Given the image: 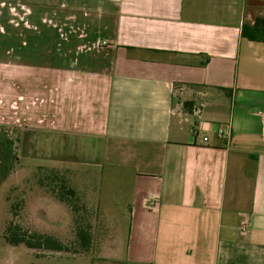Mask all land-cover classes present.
Returning <instances> with one entry per match:
<instances>
[{
  "label": "crops",
  "instance_id": "obj_1",
  "mask_svg": "<svg viewBox=\"0 0 264 264\" xmlns=\"http://www.w3.org/2000/svg\"><path fill=\"white\" fill-rule=\"evenodd\" d=\"M256 3L0 0L7 154L15 139L27 171L108 166L131 186L95 248L18 245L7 264H264V41L242 35Z\"/></svg>",
  "mask_w": 264,
  "mask_h": 264
},
{
  "label": "rangeland",
  "instance_id": "obj_2",
  "mask_svg": "<svg viewBox=\"0 0 264 264\" xmlns=\"http://www.w3.org/2000/svg\"><path fill=\"white\" fill-rule=\"evenodd\" d=\"M261 4H264V0H257L256 5L259 8L262 7ZM12 145L10 146L12 151L8 155L7 147L4 148L0 142V264H7L10 253H30L25 250L26 248L8 244L5 240L4 232L10 221L20 224L29 231L53 234L70 249L62 253L74 254L78 245L71 208L66 203H62L61 219L57 216V209L51 208V216H48V211L44 210L45 206L53 207L59 200L48 188L52 183L49 177L52 175L51 171L41 166L55 167L39 165L28 171L27 168H21V162L13 159L14 152L18 151L15 139ZM17 169L19 171L13 177ZM60 170L67 178L69 185L77 191L76 199L80 208L76 214L77 218L82 223H92L95 248L100 243L102 235L110 233L114 217L121 210H126L131 190L129 177L124 171L108 166L99 167V169L64 167ZM43 180L47 183L45 186H43ZM16 204L19 205L17 209L13 206ZM19 245L27 247L24 244ZM45 251L44 248L37 250L39 253H45Z\"/></svg>",
  "mask_w": 264,
  "mask_h": 264
},
{
  "label": "trees",
  "instance_id": "obj_3",
  "mask_svg": "<svg viewBox=\"0 0 264 264\" xmlns=\"http://www.w3.org/2000/svg\"><path fill=\"white\" fill-rule=\"evenodd\" d=\"M242 35L250 40L264 41V16H256L253 23H244L242 26ZM188 102H185V106L189 108ZM13 159H18V151L16 150L13 154ZM43 169L51 171L52 175H49L52 183L46 187L49 188L51 193L60 201L66 203L72 210L74 215V222L76 225V236L77 241L75 253L88 252L93 242L92 223L82 221L77 218L76 214L80 208L77 203V191L74 187L69 185L67 178L62 174L60 169L46 168L41 166ZM62 174V175H61ZM47 184L43 180V186ZM15 209L19 207L18 204L13 205ZM5 240L8 244L19 245L24 244L29 248H44L48 250H67L70 251L68 246L58 237L50 233H43L39 231H29L24 229L20 224L10 221L6 226L4 232Z\"/></svg>",
  "mask_w": 264,
  "mask_h": 264
},
{
  "label": "built area",
  "instance_id": "obj_4",
  "mask_svg": "<svg viewBox=\"0 0 264 264\" xmlns=\"http://www.w3.org/2000/svg\"><path fill=\"white\" fill-rule=\"evenodd\" d=\"M219 133H220L221 135H223V136H227V137H228V133H227L222 127L219 128ZM262 134H263V136H264V118H263V130H262ZM204 139L207 140L208 138L205 137ZM152 203L155 204V202H152Z\"/></svg>",
  "mask_w": 264,
  "mask_h": 264
}]
</instances>
